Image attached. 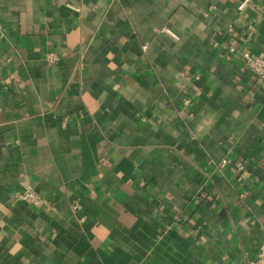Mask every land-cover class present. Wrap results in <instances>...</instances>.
I'll return each instance as SVG.
<instances>
[{"label": "crops", "instance_id": "0c3cea01", "mask_svg": "<svg viewBox=\"0 0 264 264\" xmlns=\"http://www.w3.org/2000/svg\"><path fill=\"white\" fill-rule=\"evenodd\" d=\"M242 2L0 0V264L257 258L264 0Z\"/></svg>", "mask_w": 264, "mask_h": 264}, {"label": "built area", "instance_id": "2783aa9c", "mask_svg": "<svg viewBox=\"0 0 264 264\" xmlns=\"http://www.w3.org/2000/svg\"><path fill=\"white\" fill-rule=\"evenodd\" d=\"M249 0H243V2L239 5V9L243 10L248 4ZM230 52L235 51L234 46L229 47ZM243 62L249 71L259 79L264 80V58L260 57L251 52H243L242 53ZM59 58L56 54L51 53L48 56L49 64H55L58 62ZM16 201H22L26 203H30L33 205H40L41 196L38 194L31 186H27L23 192L18 193L14 196ZM250 264H264V243L261 246L260 252L255 260H253Z\"/></svg>", "mask_w": 264, "mask_h": 264}]
</instances>
